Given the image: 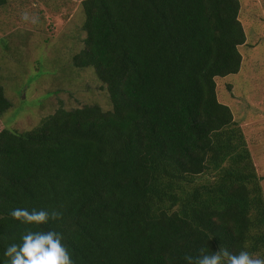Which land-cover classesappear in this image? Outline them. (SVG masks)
<instances>
[{"label": "trees", "instance_id": "16d2710c", "mask_svg": "<svg viewBox=\"0 0 264 264\" xmlns=\"http://www.w3.org/2000/svg\"><path fill=\"white\" fill-rule=\"evenodd\" d=\"M6 0H0L2 6ZM82 48L110 109L58 107L0 129V264L28 229L74 264H186L201 248L264 255V199L216 77L235 74L238 0H81ZM10 106L0 85V115ZM15 208L62 219L26 225Z\"/></svg>", "mask_w": 264, "mask_h": 264}, {"label": "rangeland", "instance_id": "374dc122", "mask_svg": "<svg viewBox=\"0 0 264 264\" xmlns=\"http://www.w3.org/2000/svg\"><path fill=\"white\" fill-rule=\"evenodd\" d=\"M81 0H6L0 6V85L10 106L0 129L30 130L58 107L110 109L91 68L72 65L82 48ZM244 42L235 74L216 77L218 102L240 128L264 199V0H238ZM39 17L26 23L21 14Z\"/></svg>", "mask_w": 264, "mask_h": 264}, {"label": "clouds", "instance_id": "9594fccd", "mask_svg": "<svg viewBox=\"0 0 264 264\" xmlns=\"http://www.w3.org/2000/svg\"><path fill=\"white\" fill-rule=\"evenodd\" d=\"M21 19L26 23L37 24L39 17L24 12ZM10 216L26 225H42L62 219L63 213L58 210L15 208ZM19 244L12 243L4 252L5 264H74L67 247L62 243L63 236L55 230H26ZM186 264H264V255L241 250L232 253L224 245L215 252L207 253L201 248L196 257L185 256Z\"/></svg>", "mask_w": 264, "mask_h": 264}]
</instances>
